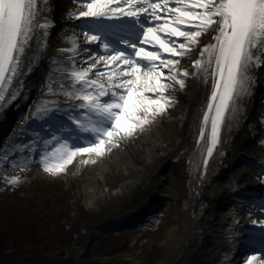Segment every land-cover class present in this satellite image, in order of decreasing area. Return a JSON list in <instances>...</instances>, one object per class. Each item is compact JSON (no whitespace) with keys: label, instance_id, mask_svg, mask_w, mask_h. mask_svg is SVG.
<instances>
[{"label":"snow or ice","instance_id":"6c2138e0","mask_svg":"<svg viewBox=\"0 0 264 264\" xmlns=\"http://www.w3.org/2000/svg\"><path fill=\"white\" fill-rule=\"evenodd\" d=\"M73 3L76 7L65 15L83 20L73 25L80 33L64 36L69 46L52 58L47 52L49 29L55 24L48 16L50 0H0V114L20 95L23 77L32 70L30 57L42 54L54 65L45 90L74 102L62 108L56 99H46L23 117L20 133L40 123L30 139L10 145L21 156L19 163L32 165L31 159L22 158L28 152L55 175L74 158L81 165L102 162L166 114L177 103V89L199 79L211 84L198 126V146L210 140L203 161L206 177L214 154L223 152L222 133L245 118L247 100L264 75V0ZM182 62L190 66L182 68ZM57 113L67 116V122L56 125ZM258 142L264 145V137ZM3 163L16 167L6 154ZM253 170L264 185V161ZM0 179L16 186L22 178ZM240 191L237 180L234 206L251 220L241 242L259 240V248H251L242 264H264V193L248 201Z\"/></svg>","mask_w":264,"mask_h":264},{"label":"bare ground","instance_id":"6f19581e","mask_svg":"<svg viewBox=\"0 0 264 264\" xmlns=\"http://www.w3.org/2000/svg\"><path fill=\"white\" fill-rule=\"evenodd\" d=\"M74 7L76 5L70 0H50L48 16L54 19L55 24L49 29L47 52L52 54V58L56 57L58 49L69 46L62 39V29L66 25L83 23V20L75 21L66 17L65 13ZM52 58L47 54H42L39 58L30 57L32 70L23 77L24 86L20 95L0 114V135L9 130L7 128L13 123L17 113L27 108L30 95L49 78V70L54 67ZM196 58L198 53L190 59ZM189 66L184 62L181 64L182 68ZM263 81L264 75L259 76L255 93L247 100L245 118L239 120L230 132L226 130L222 133L223 152L214 154L206 177L203 173V161L210 140H206L205 145L198 146V126L210 96L211 84L204 85L199 79L191 80L182 90L177 89V103L166 114L158 117L148 130L135 137L147 145L146 153L138 160L137 165L131 161L135 157L132 150L135 138L100 161L101 167L130 163L131 170L120 188L126 193L139 182L142 183L141 190L133 196L135 202L144 199L142 195L156 198L160 185L166 186L172 207L166 231L169 242H174L172 248L175 255L172 260L180 257L177 264L182 261L185 264L186 258L189 260L187 264H194L190 256L197 245L212 250L218 245L211 237H215L214 232L218 231L214 226L219 225L220 218L231 222L233 215L237 213L246 215L244 211L233 208L234 201L238 199L237 180L241 185L240 197L248 201H255L264 193V185L257 181V172L253 170L258 169L259 162L264 161V145L258 142V138L264 137V123L257 117L264 114V100L261 103L264 99ZM55 123L58 124L56 121ZM160 126L163 127L162 131ZM141 205L142 203L138 208ZM221 212L226 214L218 217L217 214ZM223 225L220 224L221 227ZM234 244L232 248L228 244L222 248L220 245L216 246L218 258L230 248L227 255L232 254L236 258L235 254L243 245H237V242Z\"/></svg>","mask_w":264,"mask_h":264},{"label":"rangeland","instance_id":"374dc122","mask_svg":"<svg viewBox=\"0 0 264 264\" xmlns=\"http://www.w3.org/2000/svg\"><path fill=\"white\" fill-rule=\"evenodd\" d=\"M62 30L63 36L80 33V29L73 25H66ZM53 78L55 79V77ZM48 79L44 80L38 90L31 95L33 104L30 103L26 110L16 115L13 125H11L12 130L0 135V176L19 175L22 178L21 182L16 186L8 185L3 179H0V201L2 204L0 206V218L10 219L14 217L16 212L23 214L25 212L29 215L35 214L36 216L32 218V225L23 234L24 239L28 243H32L34 241L33 238L37 239L43 233L38 223L40 218L45 215L43 212L47 206V201L45 200L51 197L52 194L60 196V193L65 191V196L69 201L68 204L72 212L71 216L78 215L81 218L85 216L84 222L92 223L91 225L86 224L89 228V233H93L92 228L94 226L110 230L116 228L130 229L135 230V233L125 239L118 248L108 250L96 251L89 249L87 248L89 246L87 242L85 245L68 243L65 246L61 243H56L52 250L43 251L44 248L40 249L39 255L43 258L48 257L50 260H54L59 256L73 255L75 259L83 258L81 260L82 264L87 263V259L90 258L96 259V261L99 260L101 264H177L180 257L172 260L175 255L172 248L174 242H169V236L166 231L168 217L172 208L170 197L166 193V186L160 185L156 198L151 199L149 196L146 198L147 196L142 195L144 199L135 202L133 196L141 190L140 186L142 183L139 182L137 186L132 187L126 193L122 192V188H120L131 170L130 163H126V165H116L115 163V166L112 167H101L102 163L100 161L94 165H81L78 159L74 158L72 163L66 165L64 172L55 175L39 167L38 157L30 155L28 152H24L22 158L31 159L33 161L32 165L24 167L19 163L21 156L10 145L30 139L33 135V129L38 128L40 123L37 122L28 130L20 133L18 130L23 117L28 115L30 110L35 111V108L46 99H56L62 103L67 99L62 94L49 93L45 90V83ZM263 96L264 92H262ZM69 102L74 103L73 101ZM60 114H62V118L67 119L66 116H63V113ZM257 117L261 119V117ZM44 128L46 129L47 126L45 125ZM160 130L162 131L163 127L160 126ZM44 134L46 135L47 132L45 131ZM132 145L135 157L131 161L137 165L138 160L145 155L147 145L140 138H135ZM5 148H7V153H5ZM5 154L10 160H15V168L11 167L10 164L3 163V155ZM41 183L48 188V195H43L45 200L42 209L34 197L30 198L23 191L24 188L28 189L32 184L41 185ZM25 185L29 186L26 187ZM141 203L142 207L138 208ZM218 215L224 216L222 212ZM239 215L241 216H239V221L243 220L240 225L251 227V220L247 217L243 218L241 214ZM219 221V225L214 226V229L218 231L214 232L216 234L215 237H211L213 241H216L221 248L226 244L234 246L233 242H238L237 245H240V240L243 237L242 232L237 230L234 234L232 233V228L228 227L229 229H226L225 218H220ZM220 224H224L223 227ZM231 233L235 236L234 238L231 236V238L226 237ZM4 242L11 245L10 236H6ZM218 245H215L213 250L197 245L190 259L193 260L194 264H242L243 259L248 254L241 256V258L240 256L235 258L234 255H227L229 260L223 256L218 258L216 254L218 250H215ZM31 250H33L32 246L22 249L12 248L9 249V253L12 255L10 257L15 258L14 264H32L30 259L33 256L28 253ZM186 260L185 264L189 262L188 258ZM182 263L183 261L179 264Z\"/></svg>","mask_w":264,"mask_h":264},{"label":"trees","instance_id":"16d2710c","mask_svg":"<svg viewBox=\"0 0 264 264\" xmlns=\"http://www.w3.org/2000/svg\"><path fill=\"white\" fill-rule=\"evenodd\" d=\"M23 191L31 198L34 197L39 203L41 209L44 207L43 195H48V188L43 184H32L28 189L24 188ZM63 193L60 196L52 194L47 200V206L44 209L45 215L40 218V229L43 233L39 237L33 238L32 243H28L23 234L32 225V218L35 214H26L24 212L14 213V217L10 219L0 218V264H14V257H9V249H22L26 247H33V250L28 251L33 258L30 259L32 264H75L76 259L73 255L59 256L54 260H50L48 257H42L39 255L40 249L52 250L56 243H61L64 246L70 244H86L90 239L89 228L83 218L78 215L71 216L72 212L69 207L68 201L65 200ZM63 196V197H62ZM63 198V199H62ZM43 203V206H42ZM0 201V206H1ZM82 212V211H81ZM38 221V220H37ZM36 221V222H37ZM10 236L11 245L6 244L4 241L6 236ZM127 238V235L120 233H108L98 232L89 244V249L92 250H108L118 248L120 244ZM8 248V249H7ZM83 264H101L96 259H87V263Z\"/></svg>","mask_w":264,"mask_h":264}]
</instances>
